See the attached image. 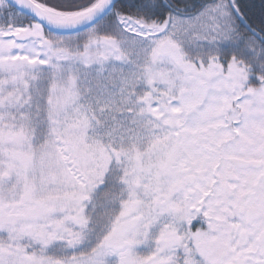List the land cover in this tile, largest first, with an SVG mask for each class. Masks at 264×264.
Segmentation results:
<instances>
[{"label": "snow or ice", "instance_id": "snow-or-ice-1", "mask_svg": "<svg viewBox=\"0 0 264 264\" xmlns=\"http://www.w3.org/2000/svg\"><path fill=\"white\" fill-rule=\"evenodd\" d=\"M0 264H264V0H0Z\"/></svg>", "mask_w": 264, "mask_h": 264}]
</instances>
